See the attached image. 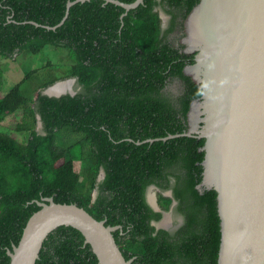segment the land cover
Segmentation results:
<instances>
[{"label":"trees","instance_id":"1","mask_svg":"<svg viewBox=\"0 0 264 264\" xmlns=\"http://www.w3.org/2000/svg\"><path fill=\"white\" fill-rule=\"evenodd\" d=\"M70 1L0 0V56L67 50L71 74L59 79L77 77L75 94L44 93L54 81L34 98L21 82L0 94V125L22 111L15 130L26 134L19 140L0 131V264H10L8 251L44 197L120 226L113 234L131 264H218V194L198 187L205 139L181 135L191 102L202 95L184 74L194 54L180 42L200 0H144L129 11L105 0ZM1 80L0 68V93ZM151 186L160 190L162 210L147 197ZM173 201L182 222L157 227ZM35 264L100 263L81 231L62 225Z\"/></svg>","mask_w":264,"mask_h":264},{"label":"water","instance_id":"2","mask_svg":"<svg viewBox=\"0 0 264 264\" xmlns=\"http://www.w3.org/2000/svg\"><path fill=\"white\" fill-rule=\"evenodd\" d=\"M77 1L86 0L68 6ZM105 1L126 11L144 2ZM184 29L183 52L194 54L184 74L202 95L191 102L188 129L181 135L205 139L198 187L218 194V264H264V0H200ZM72 82L56 83L44 93L75 94ZM62 84L71 86L54 93ZM38 204L19 243L8 251L10 264H35L44 240L62 225L81 231L100 264H131L113 234L120 226L106 225L85 208L53 197ZM152 206L159 209L157 202Z\"/></svg>","mask_w":264,"mask_h":264},{"label":"rangeland","instance_id":"3","mask_svg":"<svg viewBox=\"0 0 264 264\" xmlns=\"http://www.w3.org/2000/svg\"><path fill=\"white\" fill-rule=\"evenodd\" d=\"M162 16L164 20H167L165 14H162ZM67 54V50H57L47 46L40 55H33L30 51H24L16 54L13 58L0 56V68L2 69V88L0 94L3 95L19 82L22 83L21 89L23 93L32 96V98L36 97L37 90L41 89V86L48 81H56L52 83L53 85L50 84V87L67 80H72V83H74L77 79L76 76L63 80L59 79L61 76L71 74L72 61L67 57ZM31 72H33L31 77L22 82ZM66 86L69 88L71 85L62 84L60 87L66 90ZM21 117L22 111H17L7 116L0 125V131L10 133L19 140H24L26 134L15 130V126L21 120ZM37 128H40V124ZM149 194L151 204L158 203L160 193L157 188L150 189ZM165 194L167 195V193ZM173 224V214L166 212L164 219L158 223V226L170 227Z\"/></svg>","mask_w":264,"mask_h":264},{"label":"flooded vegetation","instance_id":"4","mask_svg":"<svg viewBox=\"0 0 264 264\" xmlns=\"http://www.w3.org/2000/svg\"><path fill=\"white\" fill-rule=\"evenodd\" d=\"M162 14H165V13L162 12V13H161V17H162V20H163V26L166 27V25H167V23H168L169 16L165 14V15L167 16V20H164ZM185 21H186V19H185ZM185 21H184V25H183L184 28H185ZM184 32H185V29H184ZM178 33H179V30H176V31H175V34H178ZM184 37H185V36H184ZM184 37H183V38H184ZM183 38H181L180 42L182 41ZM183 50H184V48H183ZM188 119H189V116L187 115V121H189ZM188 123H189V122H188ZM40 126H41V125H40ZM100 175H101V174H100ZM155 188H157V187L155 186ZM157 190H158V192H160V190H159L158 188H157ZM169 191H170V190H169ZM169 191H166V192H165V193H167V196H170V195H168V194H170ZM165 193H164V195H166ZM147 197H148V199H149V201H150L149 190H148ZM150 203H151V201H150ZM151 205H152V204H151ZM175 206H176V201H173L172 209H171L170 211H168V212H171V213L173 214V216H174V224H173L172 226H170V227H166V228H168V229H170V230L175 229V228L178 227V226L180 225V223L182 222V218H181V216H179L178 214L174 213V207H175ZM158 207H159L158 210H162V207H161L159 201H158ZM165 213H166V212H165ZM157 227H160V226H158V224H157Z\"/></svg>","mask_w":264,"mask_h":264},{"label":"bare ground","instance_id":"5","mask_svg":"<svg viewBox=\"0 0 264 264\" xmlns=\"http://www.w3.org/2000/svg\"><path fill=\"white\" fill-rule=\"evenodd\" d=\"M62 86V85H61ZM62 88H60V87H57V86H55V89H54V93H56L57 91H59V90H61ZM154 195V194H153ZM152 198V197H151ZM152 199H155V198H152Z\"/></svg>","mask_w":264,"mask_h":264},{"label":"clouds","instance_id":"6","mask_svg":"<svg viewBox=\"0 0 264 264\" xmlns=\"http://www.w3.org/2000/svg\"><path fill=\"white\" fill-rule=\"evenodd\" d=\"M73 84H74V83H73ZM72 86H73V85H72ZM102 173H103V172L100 173L101 175H99V178H102V177L104 176V173H103V175H102Z\"/></svg>","mask_w":264,"mask_h":264}]
</instances>
